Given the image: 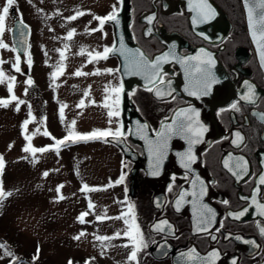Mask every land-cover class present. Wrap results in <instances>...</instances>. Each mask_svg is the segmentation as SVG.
<instances>
[{"label":"rangeland","instance_id":"1","mask_svg":"<svg viewBox=\"0 0 264 264\" xmlns=\"http://www.w3.org/2000/svg\"><path fill=\"white\" fill-rule=\"evenodd\" d=\"M55 1L15 0L17 14L30 30L29 48L22 58V67L27 65L29 73L16 64L9 37L10 15L0 34V41L8 45L0 47V72L4 74L0 101H7L0 103L4 164L0 171L4 193L0 197V244L6 246L0 248V264H134L129 259L131 239L124 235L130 228L128 196L124 195L126 185L123 189L116 183V148L104 138L56 144L70 132L115 131L119 117L109 118L108 112L118 111L114 89L119 82L104 63L109 60L95 57L100 50L96 26L67 38L73 24L55 21L47 11L49 3L57 8ZM5 4L6 0H0V9ZM73 48L84 53L79 59L84 65L80 75L72 74L77 59L68 50ZM65 69L70 70L68 77ZM27 79L33 89L25 88ZM28 146L47 150L32 153L24 150ZM85 184L99 190L82 191ZM58 186H62L59 191ZM81 213H87L83 222L78 219Z\"/></svg>","mask_w":264,"mask_h":264},{"label":"flooded vegetation","instance_id":"2","mask_svg":"<svg viewBox=\"0 0 264 264\" xmlns=\"http://www.w3.org/2000/svg\"><path fill=\"white\" fill-rule=\"evenodd\" d=\"M211 1L222 11V16L218 13L207 22L194 24L193 17L197 16L195 6L199 0H128L127 20L132 41L148 57L152 58L169 48L183 55L204 49L221 65L231 87V96L214 109L219 132L200 152V165L211 189L203 196L196 193L176 199L180 189L189 181L190 174L187 171H171L162 200L153 202L152 190L143 181L141 148L129 139L128 124H122L118 116V127L125 133L123 138L136 156L134 160L124 157L111 144L119 156L117 181L122 175L125 177L120 184L123 189L126 185V216L130 226L133 222L139 226L147 245L138 251L134 264H207L213 251L218 256L211 264H233V261L235 264H264V234L260 231L264 228V215L259 214L257 207L264 204V185L259 183V177L264 175V77L256 65L245 34L239 0ZM55 2L58 5L56 9L49 7L51 3L47 4L51 19L73 24L71 31L74 32L84 29L90 32L95 25L98 29L99 53L111 46L113 37L110 23L106 20L101 25L95 17L107 16L114 6L117 11L120 0ZM59 7L61 11H57ZM14 11L16 17L24 22L19 18L15 6ZM77 12L83 15L77 16ZM70 16H76V19L69 20ZM68 52L77 59V63L72 64L75 67L72 74H82L84 65L79 63V59L84 53L76 48ZM104 59L109 60L104 63L114 73L115 81L119 82L116 57L107 54ZM19 67L26 74L29 73L27 65ZM69 71L65 69L64 75L68 77L66 73ZM162 73L164 82L176 77L179 67L174 60H170ZM27 81L25 88L33 89V83ZM250 86L254 93L251 102L243 99L249 94ZM152 87L153 84L133 86L127 94L126 109L137 110L150 129L155 131L175 107L188 103V100L168 91L154 97L152 91L147 90ZM233 104L237 108H232ZM117 108L119 112L118 104ZM202 205L211 207L215 213L212 223L207 225V231H197ZM242 211L244 214L237 219L236 214ZM162 220H166L168 225H162L165 231L158 232L153 226ZM154 221L158 222L154 224ZM190 250H194L192 259L187 255Z\"/></svg>","mask_w":264,"mask_h":264},{"label":"water","instance_id":"3","mask_svg":"<svg viewBox=\"0 0 264 264\" xmlns=\"http://www.w3.org/2000/svg\"><path fill=\"white\" fill-rule=\"evenodd\" d=\"M208 2L214 9L215 14L219 13L220 16H222V11L219 9V7H217V5L211 0H208ZM248 2L250 4L251 0H248ZM239 3L242 13L243 26L249 46L253 53L256 65L264 77V61H262L261 59V49L258 48L257 42L253 40L252 29L249 27L248 4H246V0H239ZM127 9L128 0H120L119 7L116 11L118 22L107 20L111 25L113 37L112 44L109 48L116 49L115 51L108 53V55H113L117 59V72L121 84V91L119 92L121 123L128 124L129 139L138 144L141 148L143 155V162L141 167L144 170L143 181L146 186H148L152 190V201L160 202L163 198V189L165 183L169 178V173L171 171H187L190 174V179L186 183V185L180 189L175 198L181 199L182 193H185L183 198L193 193H200L201 188H203L204 195H206V193L208 194L211 189L206 182L205 171L201 168L200 165V152L213 138L217 136L219 132L220 127L216 119L214 109L219 103L231 96V87L229 86L228 77L216 58L213 57L210 53L212 59L214 60V64L211 66V72L218 82L212 85L208 95H201L199 97L189 95V91H194L199 88V85L196 83L198 74L190 76L186 72V65L180 63L179 61L184 60L187 57L197 56L198 54H200L201 49H196L190 54L183 55L175 49L169 48L161 51L160 53H157L156 55L152 56V58L148 57L144 53V51L134 41H132L131 34L128 28ZM258 12L259 9H257L256 13H254L255 19H258ZM9 14L12 17V25L9 29V36L12 46L18 53V63L21 64L22 55L26 51L28 45L29 27L16 17L14 6L10 9ZM121 43L123 44V48H121ZM137 50H139V53H143L144 56L150 61H154L157 57L163 56L165 53H168L169 55L166 61L161 62V71L170 60H174L179 67V73L176 77H172L167 81L153 85L152 94L154 97H158L155 92L156 89H159L161 92H176L178 95L188 100V103L175 107L171 111V113L159 123L158 128L154 132L150 129L147 122L137 112V110L126 109L127 94L133 86L151 85L145 79L143 74H133L132 69H126L125 67L130 60L139 58ZM173 57H175V59ZM188 63L194 65L195 63H197V61H189ZM190 107L196 109L199 112V123L206 129V131H204L203 134L199 137L200 142L191 145L192 155L195 157V159L190 162L189 167L185 168L183 166V164L181 163V156L178 154H185L188 152L189 142L185 137V134H173L171 136V139L168 140L167 156L164 159L163 164L159 168V175H152L151 173L154 171V162L150 157L148 151V141L157 139L156 133L162 128L163 124L173 123V121L177 118L176 112L179 109ZM143 124H147L148 128L146 130L140 131L139 127ZM187 135L192 136V138L195 139V136L193 134ZM145 136L147 137V139L144 138ZM106 139L115 144L124 157L131 158L132 160L135 159L136 152L133 151V149L129 146V144H127L123 137L117 140H113L112 137H106ZM156 222L158 221H154V224H156ZM150 228H152L151 225Z\"/></svg>","mask_w":264,"mask_h":264},{"label":"snow or ice","instance_id":"4","mask_svg":"<svg viewBox=\"0 0 264 264\" xmlns=\"http://www.w3.org/2000/svg\"><path fill=\"white\" fill-rule=\"evenodd\" d=\"M15 0H6L5 6L0 9V34H2L5 31V21L7 16L9 15L10 9L14 6ZM246 4H248V20H249V27L252 29V36L253 40L257 42V46L260 51L261 59L264 61V0H251V3L249 4L248 0H246ZM257 9H259L258 12V19L254 18V13H256ZM195 10L197 12V16L193 17V23H204L209 20H211L215 16V11L211 7V5L208 3V0H199V3L196 4ZM78 15H83L81 12H77ZM69 20L76 19V16H70L68 17ZM95 19L99 20L100 24L103 25L106 20L111 21H117V14L115 6L113 7V11L108 14L105 17H95ZM118 22V21H117ZM74 34V31H70L67 34V38H71ZM203 35V34H201ZM0 47L7 48L8 45L4 44L3 41H0ZM121 48H123V44L121 43ZM115 48H108L105 47L103 53L97 52L95 54L96 58H107V54L115 51ZM139 54L138 59L130 60L128 64H126V69H132L133 74H143L145 79L149 82V84H157L162 82L163 73L161 71V62L166 61L168 57V53H165L163 56L157 57L154 61L148 60L143 53H139V50H137ZM202 54V55H201ZM91 55V54H89ZM203 57V58H202ZM175 59V57H173ZM17 61H19V57H17ZM189 61H197V63L190 64ZM182 64L186 65V72L190 75H197L196 83L199 85V88L194 91H189V95L191 96H201V95H208L209 91L211 90V87L214 83H217L218 81L215 79L211 72V66L214 64V60L212 59V56L210 53L205 52L204 49L200 50V54L193 57H187L184 60L179 61ZM29 64H31V60L29 59ZM17 71H19V68L17 67ZM111 71V70H109ZM77 75H80L81 73H76ZM3 73L0 72V78H3ZM56 74L53 73V76ZM14 79V78H12ZM27 83L31 84L32 81L29 80ZM247 83V82H246ZM148 91H153V88H148ZM9 91H12V86L9 84ZM114 91L119 92L121 89L117 88L114 89ZM155 94L159 97L164 95L159 89H156ZM254 93L251 89V86L249 87V94L244 96L243 99L247 101H253ZM12 99H16L15 96H12ZM0 103H7V101H0ZM22 103V101H21ZM117 103L119 101L117 100ZM83 104V101H81V105ZM63 107L61 106V116H63ZM105 107H108L106 104ZM232 108H237L236 104H233L231 106ZM109 118L114 116H119L118 111H109L108 112ZM176 119L171 124H163L162 128L156 133L157 139L156 140H149L148 141V151L150 154V157L153 160V167L154 171L151 173L152 175H159V168L163 164L164 159L167 156V149H168V140L171 139V136L173 134L180 135L185 134V137L188 139L189 142V150L185 154H178L181 156V163L185 168L189 167V164L191 161L195 159V157L192 155L191 151V145L194 143H199V137L203 134L206 129L203 125L199 123L198 117L199 112L194 108H181L176 112ZM111 123V119L109 121ZM25 125H27L28 121L24 122ZM74 123V122H73ZM148 128L147 124L140 125L139 130L143 131ZM45 135H48L47 132L44 133ZM187 134H193L195 136V139L192 138V136H188ZM125 133L121 130L120 127H117L115 131H112L111 129L107 130H93V132L88 134H74L72 132L69 133L68 136H66L63 140L56 141L57 145L64 144L67 140H90V139H98V138H106V137H112L113 140H117L121 137H123ZM239 136V133L236 134ZM30 139V137H27ZM147 139V137H144ZM242 139V138H241ZM25 151H31L32 153L36 152H43L46 151V148H32L31 146H28L24 149ZM59 149L57 148V151ZM226 166L228 162H225ZM238 167H243V165H237ZM4 167L3 159L0 157V171H2ZM246 171V169H245ZM47 175V173H45ZM123 180V175L121 176L120 180H118L116 183H120ZM259 183L261 185H264V175H261L259 177ZM58 186V191H59ZM82 191H92V190H99V189H90L88 185H84L81 189ZM258 191V189H257ZM4 193L0 191V197H2ZM185 193L181 194V199H183V196ZM193 195H196V193H193ZM200 196L204 195V190L201 188ZM253 202L255 203V199L253 198ZM179 203V202H178ZM224 203H227V201H224ZM93 205L89 203V208H92ZM257 207L260 209L259 214L264 215V204H258ZM244 212L236 214V218L238 219L239 216L243 215ZM87 215V213H81V215L78 217V219L83 222L84 216ZM200 220L197 226V231H207V225H210L213 221V218L215 216L214 211L209 208L207 205H202L200 209ZM97 219H101V217H97ZM125 223L127 224L128 221L125 220ZM167 226L168 222L166 220H162L156 225H154V229L158 232L165 231V228L162 227ZM200 225H204L201 227ZM170 227V226H169ZM261 233L264 234V228L260 229ZM80 235H84V233H81ZM119 235V233H117ZM125 236H128L131 239L133 249L129 255L130 260H136L138 251L141 250V248L146 247L143 240L142 233L140 231V228L137 224L133 222V224L130 226L129 230L124 233ZM80 237H74V239H79ZM99 240H106L109 239L108 237H97ZM215 239V237H213ZM254 243V242H250ZM127 246V245H125ZM6 246L3 244H0V248H5ZM39 251V250H37ZM192 251L190 250V253L187 254L189 259H192ZM8 256H11L12 253L7 252L5 253ZM185 255V254H182ZM218 256V253L216 251H213L209 254V261L207 264H211L212 260ZM36 257H34L35 259ZM233 264H235V261H233Z\"/></svg>","mask_w":264,"mask_h":264}]
</instances>
